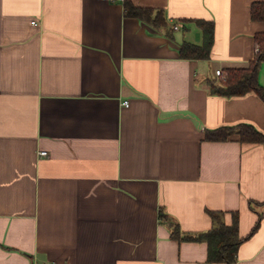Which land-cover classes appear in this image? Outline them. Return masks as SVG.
<instances>
[{"label": "crops", "instance_id": "crops-1", "mask_svg": "<svg viewBox=\"0 0 264 264\" xmlns=\"http://www.w3.org/2000/svg\"><path fill=\"white\" fill-rule=\"evenodd\" d=\"M252 1L0 0V264H223L167 224L206 231L207 210L226 224L237 211L240 236L260 212L231 264H264V142L205 138L239 123L264 135L255 91L206 85L253 58L264 21ZM201 19L209 58L180 57L183 41L201 43Z\"/></svg>", "mask_w": 264, "mask_h": 264}, {"label": "trees", "instance_id": "trees-1", "mask_svg": "<svg viewBox=\"0 0 264 264\" xmlns=\"http://www.w3.org/2000/svg\"><path fill=\"white\" fill-rule=\"evenodd\" d=\"M126 12L150 23L153 26L166 24L162 9L153 7H138L125 1ZM249 16L252 20L264 21V0H254L249 6ZM202 30L201 43L183 41L178 48L182 58H209L213 42V22L198 20ZM256 52L246 65L229 66L220 69L216 79H206V85L210 92L219 95L242 94L249 90L255 91L264 99V87L257 79V71L261 62L264 61V31H258L253 35ZM232 133H236L240 141L264 142V135L249 123H239L234 126H221L205 130V138L208 140H225ZM255 200L249 199L248 205L253 209ZM257 212V220L250 231L240 236L237 231L238 213L233 211L231 224H226L222 218L221 211L207 210L213 220L211 228L197 233H181L177 222L168 221L171 228V236L185 240H204L207 243L206 262H222L231 264L236 259L238 245L250 236L258 227L261 213ZM159 218L163 220L168 217L160 211Z\"/></svg>", "mask_w": 264, "mask_h": 264}, {"label": "built area", "instance_id": "built-area-1", "mask_svg": "<svg viewBox=\"0 0 264 264\" xmlns=\"http://www.w3.org/2000/svg\"><path fill=\"white\" fill-rule=\"evenodd\" d=\"M177 26H178L177 24H173V28L174 29L178 28ZM215 72H216V74H219L220 73V69H216ZM128 104H129L128 103V100H125L124 101V105H128ZM38 154H39V156H43V155H46L47 154V151L45 149H40L38 151Z\"/></svg>", "mask_w": 264, "mask_h": 264}, {"label": "bare ground", "instance_id": "bare-ground-1", "mask_svg": "<svg viewBox=\"0 0 264 264\" xmlns=\"http://www.w3.org/2000/svg\"><path fill=\"white\" fill-rule=\"evenodd\" d=\"M218 75V74H217Z\"/></svg>", "mask_w": 264, "mask_h": 264}]
</instances>
